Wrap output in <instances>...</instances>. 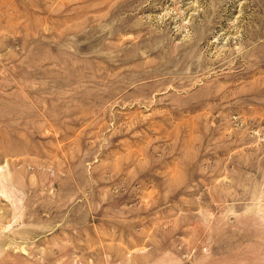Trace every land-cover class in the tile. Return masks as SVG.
Masks as SVG:
<instances>
[{"label":"rangeland","instance_id":"obj_1","mask_svg":"<svg viewBox=\"0 0 264 264\" xmlns=\"http://www.w3.org/2000/svg\"><path fill=\"white\" fill-rule=\"evenodd\" d=\"M0 264H264V0H0Z\"/></svg>","mask_w":264,"mask_h":264}]
</instances>
